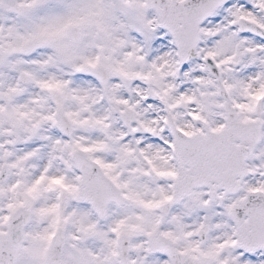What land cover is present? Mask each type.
Listing matches in <instances>:
<instances>
[{"label":"snow or ice","instance_id":"obj_1","mask_svg":"<svg viewBox=\"0 0 264 264\" xmlns=\"http://www.w3.org/2000/svg\"><path fill=\"white\" fill-rule=\"evenodd\" d=\"M0 264H264V0H0Z\"/></svg>","mask_w":264,"mask_h":264}]
</instances>
